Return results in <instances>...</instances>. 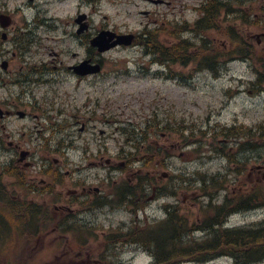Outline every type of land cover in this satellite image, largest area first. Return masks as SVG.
Returning <instances> with one entry per match:
<instances>
[{
	"label": "rangeland",
	"instance_id": "374dc122",
	"mask_svg": "<svg viewBox=\"0 0 264 264\" xmlns=\"http://www.w3.org/2000/svg\"><path fill=\"white\" fill-rule=\"evenodd\" d=\"M202 1L0 0V8H7L12 13L17 31V35L12 36L11 30L8 37L10 41L7 42H3L6 39L0 33V54H5V57H0V72L3 71L2 62L14 56L10 63L14 75L22 73L33 79L21 96L24 105L16 99V103L10 106L15 108L18 103L22 107L18 109L33 113L26 118L18 114L9 119L0 118V121L4 119L7 123L5 126L0 123V168L6 166L7 161L14 156L2 151L22 146L38 150L34 159L37 170L43 163V155H48L53 166L65 160L63 176L54 174L56 183L53 186V190L61 193L64 199L77 195L80 179L85 180L87 190L90 186L105 183L104 190L107 193L110 191L107 185L111 179L110 174L112 191L125 179L136 175L122 167L125 165L123 155L132 151L127 142L128 131L139 135L147 121L151 120L155 125L157 119L161 121L160 127L167 121L181 130L179 141L168 131H164L161 137L157 136V141L169 156L165 158L164 165L146 170V173L158 170L161 177L157 181L163 184L160 189L164 191L172 187L174 182H179L173 194L164 195L159 200L153 197L137 199L138 203L141 200L147 203L145 208L116 200L112 202V207L92 206L90 209L81 207L77 202L70 204L69 200L59 202L65 206L63 213L71 214L68 218V221H73L71 228L65 233L59 230L48 235L45 246L37 248V253L23 249L13 253L16 244L22 247L26 242L18 238L16 231L10 230L0 240V247L6 250V253H0V264H95V253L108 247V254L121 264H152L154 258L150 250L136 245L138 243L119 242L125 238L133 240L137 237L136 232H141L138 228H147L151 225L149 223L165 218L166 204L177 203L194 190L203 195L200 189L202 181L199 180L202 175L223 180L228 190L236 188L233 182L236 183L237 173L229 169L230 163L221 155L220 147L224 144L223 140L227 139L221 130L224 125L232 126L235 123L243 130H252L249 128L252 127L264 135V79L260 76L264 66V60L261 59L264 42L256 46V41L252 42L251 58H244L241 52L232 54L218 76L207 69L196 70L195 63L184 66L182 61L175 64L171 61L161 66V60L157 63L155 55L147 52V46L136 40L142 31L147 32L146 28H159V40L165 45L181 38L197 41L194 24L201 14L196 7ZM222 1L227 6L222 10L220 20L216 23L209 20L210 25L221 28L218 33L214 29L208 31L206 39L210 41L211 49L212 46L219 48V44L228 42L229 37L224 29H234L253 39L255 33L264 30V9L257 11L261 17L260 24L252 23L253 20L246 22L240 13L225 17L227 10L263 7L264 0H239L241 5L238 6L234 5V0ZM80 13H86L88 26L78 33L80 23L77 16ZM34 20L38 21L36 26H33ZM25 22L32 31L24 27ZM50 22H53V26ZM41 24L50 27L40 29ZM174 29L184 31L178 32L180 36L169 35V31ZM103 30L115 31L124 38L132 39L133 43L121 44L101 53L96 46L91 45V38ZM105 39L106 44H109L115 37L112 41L110 36ZM218 48L217 51H222ZM245 52H250V49ZM182 53L178 57L181 58ZM194 57L191 54V58ZM89 58L99 61L101 70L79 78L69 67ZM21 65L24 67L21 68ZM5 71H8V66ZM178 71L183 74L179 75ZM173 73L175 75L171 76ZM4 79L0 76V97L19 92L18 84L3 85ZM257 80L261 83L258 92L253 89V81ZM39 110H45V115L37 117ZM205 130L206 133H203ZM236 130L235 127V133ZM6 132H11L13 136L6 135ZM182 132L187 136H182ZM140 137L143 138L142 134ZM153 138L156 136L153 135ZM238 138L235 134L228 138V152L234 153L232 141ZM196 139L198 143L186 144ZM213 146L218 150L216 155L206 157L207 147ZM195 147L198 149L195 150ZM111 153L112 162L109 160ZM240 159H243L242 153ZM253 160L251 156L249 163ZM246 174L241 178L246 177ZM225 175L231 180H224ZM113 180H116V184ZM249 180L258 181L261 186V203H264V174L254 172ZM226 192L218 191L217 199L221 200ZM83 209L86 211L82 212ZM261 212L263 215H255ZM191 213H199L198 208L192 209ZM2 214L9 218L5 213ZM201 214L207 216L209 213L202 211ZM249 214L237 215L233 222L241 225L262 221L264 218V210ZM59 216L60 213L52 214L54 224ZM91 230L99 236L90 237L87 233ZM109 231H121V234H112V239H108ZM195 237L200 238V233ZM61 238L66 239L67 243ZM77 238H80L82 247L90 249L92 258L80 262L85 257L81 252L62 254L72 244L78 246ZM56 258L57 262L50 261ZM243 259L220 256L206 262L178 264H232Z\"/></svg>",
	"mask_w": 264,
	"mask_h": 264
},
{
	"label": "flooded vegetation",
	"instance_id": "af4514ba",
	"mask_svg": "<svg viewBox=\"0 0 264 264\" xmlns=\"http://www.w3.org/2000/svg\"><path fill=\"white\" fill-rule=\"evenodd\" d=\"M262 42L263 41H260L259 43ZM14 109L13 107L4 108L3 117L10 116ZM18 111L17 109V112ZM12 144L13 143L10 145ZM14 147L16 146L14 145ZM26 151L27 153L24 154L19 147L2 151L5 154L7 153L14 156L7 161L6 166L0 168V220L9 221L2 213L9 216L10 210H12L11 213H13L16 223H19L22 214L30 215L29 211L34 206H37L44 213L46 218L51 217L52 184L49 181V166L51 163L48 161L47 157H45V159L42 160L44 162L39 172L35 166L34 152L29 149ZM22 154L25 156H23L24 158H22ZM254 159L256 160L252 161L253 165L249 166V171H264V160L262 161L260 157H254ZM109 160L112 162V159ZM110 178L112 179V175ZM84 191L85 187L83 186L80 198H84ZM91 191L92 190L89 189V192Z\"/></svg>",
	"mask_w": 264,
	"mask_h": 264
},
{
	"label": "trees",
	"instance_id": "16d2710c",
	"mask_svg": "<svg viewBox=\"0 0 264 264\" xmlns=\"http://www.w3.org/2000/svg\"><path fill=\"white\" fill-rule=\"evenodd\" d=\"M234 5L238 4V0L232 1ZM221 4L224 7V3L222 0H210L208 4L206 5L205 9L206 11V18L208 19L210 16L213 20V22H218L219 21V16H220V8ZM227 6V4H226ZM249 17V13L246 12L245 18ZM150 38H156V33H149ZM237 37L231 35L230 39L232 40V46L235 48L237 47V42L235 41ZM201 48V47H199ZM205 53H204V51ZM207 49L205 47L201 48V50L198 51L197 56V61H200V58L205 56ZM215 51L212 52V55H214ZM212 62L214 59H210ZM169 217L164 220L162 224H158L155 227H150L148 226L147 228H138L141 230V232H136L137 237L134 238L133 240L125 238V240L133 241V242H141L144 244V246L152 249L154 252L155 249L151 246L150 242L155 241L157 242L158 240L161 241L162 238H167L165 241L167 243L165 248H162L161 251L163 253L158 254L157 252L155 254L157 258V264H169L172 263L173 261H176L181 258H193L196 260H204L209 257H212L216 255V253H210L207 252L205 249L201 248L198 244H193V243H187L189 242L188 240H183L181 243H178L175 241V238L179 237L180 232L185 234V225L188 223V220L184 216L178 217L177 211L174 208H171L169 210ZM72 223L69 225V229L71 228ZM260 232H257L258 235L255 233L254 236H251V238L247 241L252 242V245L255 246L256 248L245 251L246 256H252L255 259H261L264 257V224L259 227ZM231 237H234L233 232H228ZM250 233V231H244L243 234L247 236ZM237 235V234H235ZM227 234L225 233L224 235H221V237H216L214 240H217L218 238L223 239L226 237ZM251 245V243H249ZM246 245V244H245ZM243 245V246H245ZM211 247V244L209 245Z\"/></svg>",
	"mask_w": 264,
	"mask_h": 264
},
{
	"label": "bare ground",
	"instance_id": "6f19581e",
	"mask_svg": "<svg viewBox=\"0 0 264 264\" xmlns=\"http://www.w3.org/2000/svg\"><path fill=\"white\" fill-rule=\"evenodd\" d=\"M37 22L38 21L34 20L33 26H36ZM50 23L53 26V22H50ZM54 26H56V25H54ZM40 27H42L40 29H46L50 26L46 25V24H41ZM29 31H32V29H29ZM182 51L184 52V50H182ZM43 71L44 70H41V72H43ZM214 154H215L214 152L208 151L205 153V156L206 157H212ZM139 182H142V185L137 190H134L133 187L125 184L124 185L125 187L121 188V194L126 195L128 197L131 194H136V195L139 194V198H141V199L143 197L145 199H147L149 197H153L155 200H159L164 195H170V193L173 194L175 192V188L180 184L179 182H174L172 187H169L168 189H165V191H164L163 189L155 188L154 185L148 181L139 180ZM255 215H257V216L263 215V212H261L259 214H255ZM39 219L45 220V218L43 216H39ZM263 224H264V218L262 221H252L251 223H249V227L246 229V231H250V233L247 236H245V234H243V232H233L234 237H231V235L228 232H225L227 234V236L224 237L223 239L218 238L217 240L212 241V243H209V245L211 244L210 248H212L214 250L226 251L230 254H233V253H235V251L240 250L242 248V246L245 245L247 240H249L251 238V236H254L255 233L258 235L257 232H260L259 227L262 226ZM235 234H237V235H235ZM186 237H189V234L187 232H185V234L180 232L179 237L175 238V241L178 243H181ZM166 239L167 238H162L161 241L158 240L157 242H155V241L150 242L151 246L155 249V251H154L155 253L156 252L158 254L163 253V251H161V250H162V248H165L167 245V243L165 241ZM252 258H253L252 256H247L243 259V262L249 261Z\"/></svg>",
	"mask_w": 264,
	"mask_h": 264
},
{
	"label": "water",
	"instance_id": "95a60500",
	"mask_svg": "<svg viewBox=\"0 0 264 264\" xmlns=\"http://www.w3.org/2000/svg\"><path fill=\"white\" fill-rule=\"evenodd\" d=\"M104 35H105V33H103L102 34V36L101 37H104ZM112 37L114 36L113 34L111 35ZM123 41H125V42H129V40H123V38H119L117 41H114L112 44H110V45H107L105 42H103L102 40H94L93 42H94V44H99L100 45V50H105V49H107V48H109V47H111V46H113V45H116L118 42H123ZM95 70H98V68H96V69H91V70H89V71H95ZM86 72H88V71H85V73Z\"/></svg>",
	"mask_w": 264,
	"mask_h": 264
}]
</instances>
